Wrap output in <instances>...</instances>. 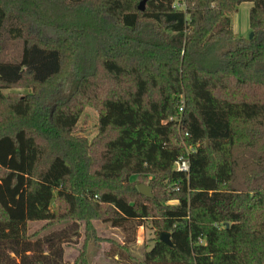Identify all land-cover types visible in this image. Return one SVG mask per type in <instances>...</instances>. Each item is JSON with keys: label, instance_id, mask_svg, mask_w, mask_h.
Instances as JSON below:
<instances>
[{"label": "trees", "instance_id": "obj_1", "mask_svg": "<svg viewBox=\"0 0 264 264\" xmlns=\"http://www.w3.org/2000/svg\"><path fill=\"white\" fill-rule=\"evenodd\" d=\"M141 1L0 0V91L32 90L8 99L0 92L8 100L0 111V243L22 264H61L53 242L48 253L40 238L30 246L37 234L29 223L56 220L63 203L70 212L106 204L105 219L134 236L145 218L162 217L142 258L129 248L135 238L113 243L110 252L132 264H264V165L255 163L263 178H250L245 193L232 185L236 125L254 119V140L264 132V0H185L184 9L176 0H147L144 10ZM245 1L253 2V38L239 37L231 23ZM67 63L81 65L76 90L50 115L44 100L57 94ZM101 74L110 94L98 91ZM89 106L99 114L92 141L75 129ZM179 108L190 152L168 120ZM181 157L188 173L175 168ZM135 175L150 177L153 190L171 186L178 203L164 204L161 190L143 195ZM127 185L145 201L128 198L120 189Z\"/></svg>", "mask_w": 264, "mask_h": 264}, {"label": "rangeland", "instance_id": "obj_2", "mask_svg": "<svg viewBox=\"0 0 264 264\" xmlns=\"http://www.w3.org/2000/svg\"><path fill=\"white\" fill-rule=\"evenodd\" d=\"M252 1H246L239 5L238 9L231 13L230 17L237 28V21H240L242 27H249L250 25V10L253 6ZM140 3V2H139ZM176 4H179V8L184 9L186 7L185 0H176ZM81 14V11L78 10ZM76 15L77 12H75ZM238 29V28H237ZM251 30L247 28L244 29L239 37H249ZM80 63L73 67L72 63H67V73L59 80L60 83L57 94L53 95L52 98L49 96L44 100L45 107L48 109V113L53 115L58 110V105L63 101L67 100L72 96L76 90L77 80L75 78V71L80 67ZM123 82L126 81L128 86H132V78L124 77ZM94 82H98V91L101 93L110 94L111 82L107 79H103V75H98ZM125 85V84H124ZM103 89V91H101ZM1 94L8 99V96L13 94H23L27 95L32 92L28 88H12V89H1ZM152 98H159L160 94L157 89L153 91ZM6 101L0 98V111L6 112ZM182 106L185 105V97L182 96L180 100ZM180 107V106H179ZM181 109H178V113L170 116L168 120L177 122L176 128L178 131V140L181 142L183 147L187 152L194 149L193 146L185 143V138L183 139V130L181 129ZM1 115V114H0ZM3 116V115H2ZM98 119L99 114L97 109L93 106L87 107L82 113L79 122L77 124L76 132L77 134L93 140L98 134ZM2 120V118L0 119ZM178 120V121H177ZM2 123V122H1ZM238 126V127H237ZM256 121H241L236 127L239 137L236 139L235 146H233V162H234V180L232 185L237 189L238 193H245L249 186L247 184L251 183L252 180H257V177L263 178V174L258 175L257 169L255 168L260 162L262 166L263 161H258L259 157L264 156V132L260 139L254 140L251 137L253 129H259ZM182 130V131H181ZM5 131V130H4ZM243 138V139H242ZM248 139H252L255 145H250ZM184 142H183V141ZM186 157V156H185ZM216 159L212 163V167L216 163ZM264 170V167H263ZM251 178V179H250ZM132 181L139 185L140 183H145L148 185H153L151 178L147 179L138 178L136 175L132 177ZM118 181H116L117 183ZM93 185V180H89L86 184H81L76 188V194L78 196L84 195L86 191ZM119 185V184H117ZM247 185V186H245ZM127 186H120V189L125 195L136 202H144L145 198L139 191H134V187L128 188ZM262 186V185H261ZM180 187L175 186V190H179ZM160 193V198L166 197L163 201L164 204H177L178 200L174 197V194H168L172 189L171 186L163 184L161 188L154 187L153 194L157 192ZM264 190V188H263ZM173 196V197H170ZM91 200L100 201V196L89 197ZM101 208L84 210L82 206L77 212H70L68 206L63 203V209L59 211V217L53 221H33L29 223V234L36 233L31 237V247H34V241L36 238H40L45 250V253L49 252V246L53 242L56 246H59L62 250V263L61 264H132L131 261L121 259L110 252L113 243H123L126 237L135 238V240L129 244L131 253L136 256V258H142L145 250L150 249L156 242V237L158 236V227L155 220L160 224L161 216L155 215L154 218H145L143 223L138 226L135 236L132 231L123 230L119 227H114L111 222L105 219V216L111 213L110 206L106 204H100ZM257 219H252V221L257 222L260 219V211L256 212ZM161 221V222H160ZM166 232V231H163ZM115 246V245H114ZM21 249H24V245H20ZM116 247V246H115ZM0 264H22V257L14 253L7 245L0 243ZM46 264H58L56 260L47 262Z\"/></svg>", "mask_w": 264, "mask_h": 264}, {"label": "water", "instance_id": "obj_3", "mask_svg": "<svg viewBox=\"0 0 264 264\" xmlns=\"http://www.w3.org/2000/svg\"><path fill=\"white\" fill-rule=\"evenodd\" d=\"M146 1H147V0H142V1L140 2V4H139V8H140L141 10H144V9H145ZM253 35H254V32L251 31L249 37H250V38H253ZM138 189H139V191H140L143 195L147 196L148 198H152V197H154V194H153V186H152V185H148V184H145V183H140V184L138 185ZM161 240L164 241V242H166V243H168V244H171V235H170V233H168V232H163V233L161 234Z\"/></svg>", "mask_w": 264, "mask_h": 264}, {"label": "built area", "instance_id": "obj_4", "mask_svg": "<svg viewBox=\"0 0 264 264\" xmlns=\"http://www.w3.org/2000/svg\"><path fill=\"white\" fill-rule=\"evenodd\" d=\"M176 6H179V4H176ZM175 168L179 171L188 173L190 171V162L188 159L181 157L175 161Z\"/></svg>", "mask_w": 264, "mask_h": 264}, {"label": "crops", "instance_id": "obj_5", "mask_svg": "<svg viewBox=\"0 0 264 264\" xmlns=\"http://www.w3.org/2000/svg\"><path fill=\"white\" fill-rule=\"evenodd\" d=\"M246 2V1H245ZM250 3H252V2H250ZM231 23H232V27H233V29H234V31L236 32V34L238 35V34H240L244 29L246 30L247 28H249V30H250V25H249V27H242L241 25H240V21H237V28L235 27V24H234V22H233V20H232V17H231Z\"/></svg>", "mask_w": 264, "mask_h": 264}]
</instances>
